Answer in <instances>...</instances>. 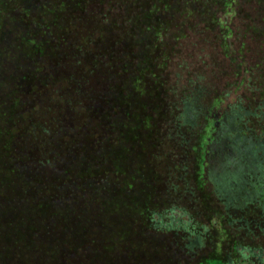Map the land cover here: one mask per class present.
I'll return each instance as SVG.
<instances>
[{"label":"rangeland","instance_id":"obj_1","mask_svg":"<svg viewBox=\"0 0 264 264\" xmlns=\"http://www.w3.org/2000/svg\"><path fill=\"white\" fill-rule=\"evenodd\" d=\"M149 4L0 0V264H247L264 250L262 210L227 209L205 171L230 64L188 21L157 59ZM186 226L193 257L178 252Z\"/></svg>","mask_w":264,"mask_h":264},{"label":"trees","instance_id":"obj_2","mask_svg":"<svg viewBox=\"0 0 264 264\" xmlns=\"http://www.w3.org/2000/svg\"><path fill=\"white\" fill-rule=\"evenodd\" d=\"M209 1L158 0L156 4V0H152V2L145 0L148 4L150 2L152 6L147 5L150 8L148 11L149 21L144 18L141 19L142 32L148 31V33L151 32L155 35L156 40H153L159 46V53L158 47L155 53H158L156 58L159 59L161 56L160 42H162L164 33H170L173 38L176 33H181L183 38L180 39H188L190 38L188 31L192 30L191 25L194 27L192 31L195 35L200 33L197 30L201 25L211 27V30H209L211 33L208 34L210 40L217 45L219 52L230 64L228 71L230 80L227 81L226 85L233 89V92L230 93L222 92L218 98L220 106L218 105L216 109H224L230 113L241 109V112L245 113L242 117V126L249 127L257 133L264 131V0H215L212 4ZM191 12V15H187ZM186 21L190 25L187 28L185 27L187 25ZM203 35L198 38L201 39ZM140 63L142 62L140 61ZM104 66L106 67V65ZM142 72H140V76L137 69L135 70L134 87H136L138 81L144 78ZM188 87L191 88V92L193 91L192 96H189V102H192L195 97L199 96L201 89L197 88L198 86L192 79L189 80ZM189 90L185 93H189ZM177 103L179 102L177 101ZM198 103L199 107L200 103ZM202 110L201 112H205L203 106ZM211 115L212 111L210 110V115L206 116L209 119ZM211 121L214 125V121L212 119ZM152 208L150 207L148 211L150 212L149 217L153 213L151 212L153 211ZM151 226L154 228L156 225L152 224ZM182 228L189 234V226ZM124 233L128 232L124 231ZM128 234L133 237L131 233ZM189 236L190 234L180 238L178 252L183 253L185 251L188 256L193 257L197 253L199 243L195 237L190 238ZM198 239L201 243L202 238L198 237ZM184 240H186L185 243ZM254 251L256 250H252L253 254ZM260 252L257 255L254 254L255 256L245 258L243 261L247 264H256L252 258L256 257L253 259L259 260L258 258L262 256L264 263V250H260ZM220 262L215 264H221Z\"/></svg>","mask_w":264,"mask_h":264},{"label":"flooded vegetation","instance_id":"obj_3","mask_svg":"<svg viewBox=\"0 0 264 264\" xmlns=\"http://www.w3.org/2000/svg\"><path fill=\"white\" fill-rule=\"evenodd\" d=\"M198 98L184 104L187 120L200 117L202 106H196ZM212 113L215 131L207 139L204 157L214 192L227 209L245 211L254 206L262 210L264 218V131L257 133L242 126L245 113L241 109L232 113L213 109ZM261 231L264 233V228Z\"/></svg>","mask_w":264,"mask_h":264}]
</instances>
